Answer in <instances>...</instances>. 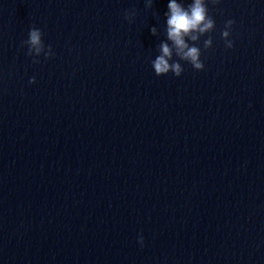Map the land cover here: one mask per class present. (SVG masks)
<instances>
[{"label": "clouds", "instance_id": "obj_1", "mask_svg": "<svg viewBox=\"0 0 264 264\" xmlns=\"http://www.w3.org/2000/svg\"><path fill=\"white\" fill-rule=\"evenodd\" d=\"M209 3L217 5L220 0H191L187 7L178 0H169L168 10L164 14L166 17V39L160 42L159 54L151 61L156 76H164L171 72L174 76L180 77L184 69L179 61L189 63L197 71L204 69L205 65L201 59L202 50L199 43L201 37L207 36V39L203 40V49H210L213 46V39L209 34L216 27L213 16L209 14ZM145 7L151 9L153 0H145ZM135 15V9L126 10L124 19L132 23ZM234 23V20L228 19L221 31L224 45L228 49L234 46V42L229 39ZM150 31L152 35H158L156 27H152ZM43 35L40 28L33 26L29 29L28 39L23 41V45L27 46L26 54L33 58V63H39L41 55L45 59L54 55L52 46L45 45ZM35 82V77L29 80V83ZM140 243H143V237H140Z\"/></svg>", "mask_w": 264, "mask_h": 264}]
</instances>
